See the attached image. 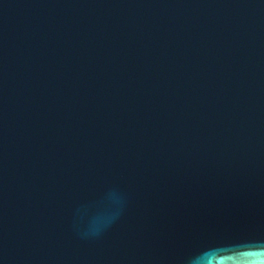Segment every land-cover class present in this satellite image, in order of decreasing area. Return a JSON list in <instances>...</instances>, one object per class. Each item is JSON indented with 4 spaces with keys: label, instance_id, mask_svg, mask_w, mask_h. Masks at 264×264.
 <instances>
[{
    "label": "water",
    "instance_id": "1",
    "mask_svg": "<svg viewBox=\"0 0 264 264\" xmlns=\"http://www.w3.org/2000/svg\"><path fill=\"white\" fill-rule=\"evenodd\" d=\"M0 264H264V0H0Z\"/></svg>",
    "mask_w": 264,
    "mask_h": 264
}]
</instances>
